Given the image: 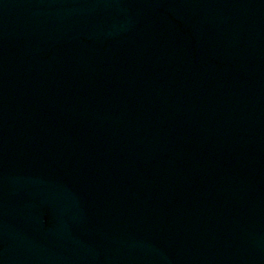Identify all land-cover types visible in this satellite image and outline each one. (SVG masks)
Listing matches in <instances>:
<instances>
[{
  "label": "water",
  "instance_id": "95a60500",
  "mask_svg": "<svg viewBox=\"0 0 264 264\" xmlns=\"http://www.w3.org/2000/svg\"><path fill=\"white\" fill-rule=\"evenodd\" d=\"M0 264H264V0H0Z\"/></svg>",
  "mask_w": 264,
  "mask_h": 264
}]
</instances>
